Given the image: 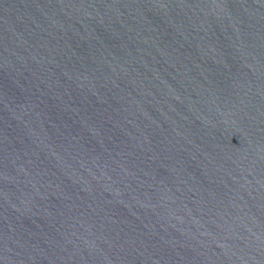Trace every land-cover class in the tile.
I'll return each instance as SVG.
<instances>
[{
  "label": "water",
  "instance_id": "95a60500",
  "mask_svg": "<svg viewBox=\"0 0 264 264\" xmlns=\"http://www.w3.org/2000/svg\"><path fill=\"white\" fill-rule=\"evenodd\" d=\"M0 264H264V0H0Z\"/></svg>",
  "mask_w": 264,
  "mask_h": 264
}]
</instances>
